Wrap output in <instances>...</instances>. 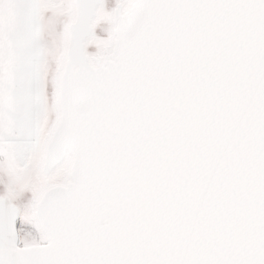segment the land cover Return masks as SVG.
Wrapping results in <instances>:
<instances>
[{"label": "snow or ice", "instance_id": "obj_1", "mask_svg": "<svg viewBox=\"0 0 264 264\" xmlns=\"http://www.w3.org/2000/svg\"><path fill=\"white\" fill-rule=\"evenodd\" d=\"M0 264H264V0H0Z\"/></svg>", "mask_w": 264, "mask_h": 264}]
</instances>
